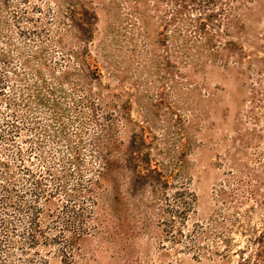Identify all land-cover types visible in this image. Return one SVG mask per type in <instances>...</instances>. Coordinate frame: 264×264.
Returning a JSON list of instances; mask_svg holds the SVG:
<instances>
[{
    "label": "rangeland",
    "instance_id": "rangeland-1",
    "mask_svg": "<svg viewBox=\"0 0 264 264\" xmlns=\"http://www.w3.org/2000/svg\"><path fill=\"white\" fill-rule=\"evenodd\" d=\"M181 8L0 0V259L2 241H29L37 210L43 243L30 255L47 264L255 256L264 231V0H215L198 21L190 17L201 5ZM137 153L160 172L156 187L137 176ZM71 215L84 232L68 248L74 230L60 232Z\"/></svg>",
    "mask_w": 264,
    "mask_h": 264
},
{
    "label": "trees",
    "instance_id": "trees-1",
    "mask_svg": "<svg viewBox=\"0 0 264 264\" xmlns=\"http://www.w3.org/2000/svg\"><path fill=\"white\" fill-rule=\"evenodd\" d=\"M171 2H174L175 4H178L182 7L181 11H183L185 8H187L188 4L191 2L194 5H201V7L204 10V13H200V15H198V17L196 18H192L190 17L191 20H201L202 15L203 14H208L207 12H209L210 10V6L214 3L215 0H169ZM74 11V10H73ZM71 11V13L73 12ZM175 15L177 16V14L179 13V10H176ZM86 76L88 77H93L95 76V72H91L89 71L88 74H86ZM109 152V150H108ZM109 154H112V151L110 149ZM136 154V153H135ZM134 160H136V157H133ZM137 162H139V164L137 163V169H136V173L137 176L141 179L144 180H148V182L150 183V185H152L153 187H156L158 184V181H160L159 179V171L156 168H152L151 165L146 164V162L144 161V158L142 157L140 159V157L138 156L137 153ZM111 161V160H110ZM106 172L111 171L113 169V162H108L106 161ZM102 173V172H101ZM100 173V174H101ZM100 178H98L97 180H99ZM158 180V181H157ZM91 187L88 190H93V184L94 182L91 183ZM95 185V184H94ZM98 186V185H97ZM96 188V187H95ZM94 188V189H95ZM64 189V188H63ZM72 192V191H71ZM66 196H69L70 198H72L73 195H71L70 193L67 194V192L65 193ZM71 200L72 199H68L66 201V203L63 205L64 208L69 207V205H71ZM29 209H33L31 204H27ZM82 209V208H81ZM39 212L40 211H34V223H32V228L29 225L30 229L27 233L29 234V241H23L21 243H19L18 241H2L5 244L6 247V254L5 257L0 259V264H47V259H45L44 257H41L39 259H35L34 257H32L30 254L31 250L34 248V250L37 252L38 250V246H40L41 243H43V241H39V237H40V230L37 229V223L35 221V219L39 218ZM74 215H76V217H78L79 223H83V216H84V212L81 211H75ZM72 217V215L70 216V218ZM63 219V228L62 231L60 232V234L65 237L66 233L69 232L71 229L74 230V235H72L69 239L67 238L65 243L66 246H68V248H70L75 239L80 236L81 234H83L84 231H81L82 229H79L78 227L76 228H72V223H74V220H72V218L70 219ZM255 243H257V249H256V253L255 256H249V257H243V259L241 261H239L238 264H264V231L262 232V234L259 235L258 237V241H255ZM13 248H18L20 250V254H16L14 255L12 253ZM67 251V250H65ZM29 255V256H28ZM33 255V254H32Z\"/></svg>",
    "mask_w": 264,
    "mask_h": 264
}]
</instances>
